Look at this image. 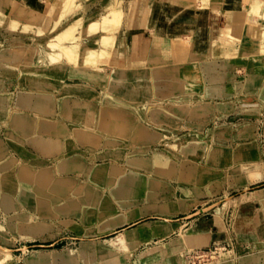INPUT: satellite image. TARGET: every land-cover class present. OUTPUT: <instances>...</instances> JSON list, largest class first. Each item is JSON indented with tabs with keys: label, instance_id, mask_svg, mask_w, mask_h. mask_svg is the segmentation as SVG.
<instances>
[{
	"label": "crops",
	"instance_id": "1",
	"mask_svg": "<svg viewBox=\"0 0 264 264\" xmlns=\"http://www.w3.org/2000/svg\"><path fill=\"white\" fill-rule=\"evenodd\" d=\"M40 1L50 2L52 0ZM193 1L127 0L125 26L117 39V55L123 60V64H127L125 67H119V69L107 68L99 73L77 71L76 77H71L79 81L77 84H68L54 78H46V81L50 82L46 83V89H37L40 92L44 90V94L42 92L18 93L17 91L14 93H0V99L3 100V108L0 111L2 115H6L8 112H10V116H12V112L15 115L21 114L29 118L34 126L32 136L17 134L14 131L17 135L12 137L10 136L12 117L9 122L4 123V130H7L6 136L8 138L18 139V142L23 141L18 143L15 140L17 143H12V149L15 153L26 155L27 158H31V155L35 156L36 153L37 156H41V160L38 159V164L39 162L41 164L46 163V166L37 171H32L22 163L19 165L18 162L24 160V158L20 160L16 156H9V152L1 139L0 148L3 152L0 160L7 158L14 160L15 163L11 168L14 169L12 171L14 176L19 174L22 168L34 176L44 171L50 178L64 179L67 183L63 193L49 198L54 199L52 202L50 201V208L53 207L52 210L62 211L60 212L62 214L82 210L81 214L89 224L93 217L116 214V207L118 206L122 210L129 211L125 222L131 221L130 225L132 226L140 223L138 217L144 215L149 208H153V215L177 218V221L182 222L189 218H195L204 212L200 217L192 220L193 230H187L189 233L184 231L185 234L182 233L183 226L174 222H161L160 229L153 237L149 232L136 237L140 226L133 227L131 230L123 227L117 228L116 233L118 234L112 240L116 244L127 241V245L124 247L125 249L122 246L119 249L111 247L110 252H108L110 257L107 258L110 261H116L118 257L128 254L129 251L132 252L138 244H148L155 241L157 237L167 238L172 233H176L177 230L180 231V238L169 243L168 249H175V247H182V245L204 249L221 240L220 234L212 232L216 227L217 220L209 217L211 213L208 210L213 207L192 214L200 206H207V203L201 204L199 191H194V194L191 192L195 197V201H193L194 208L191 211L185 206L179 209L176 204L179 199L167 194L172 187L179 183L190 181L193 178H198V176L212 175V171L206 167L203 171L204 174H199V164L189 157L182 160L174 153H159L161 151H157L158 153L147 156L149 143L157 142L159 139L158 132H154L153 128L159 130L166 125L185 124L187 128H191L190 130H198V135H201L209 122L218 120V125L220 121L228 119L227 117L230 114L245 112L246 102L249 98L259 97L264 103V63H257L252 59L228 58L224 55L220 45L212 46L211 35L212 33L216 35L218 32V28L214 27L216 25L215 16L210 10L198 8L193 4ZM197 1L195 2L197 3ZM241 2L246 5L250 3V0H241ZM225 3L226 1H224V5ZM184 31H189L192 35V53L201 58L179 64L153 63L151 56L155 43L164 41L169 34L183 33ZM65 70L64 68L60 71L47 69L45 72H47V75L50 72L52 74H63ZM70 76L71 74L68 73V77ZM28 81L32 85L33 82L43 81V79L30 77ZM55 82H57L56 85L59 88L53 91L54 86L50 84ZM65 86L71 89V95L65 94L63 90L59 91ZM40 96H46L49 100L43 107L39 108L36 104V98ZM29 99L30 103L28 104ZM41 108L42 111H39ZM29 110L30 112L40 113L44 117L38 120L32 113L29 114ZM44 112L46 113L43 114ZM75 113L86 115L89 120L69 123L58 118V115L69 118L70 114ZM43 122H47L46 127L39 125ZM124 137L131 139L134 145L140 147L137 149L136 154L128 158L127 162L131 171L126 172H123L124 169L117 166V164L111 162L109 164L101 163L114 157V145H117L118 138ZM69 138H72L71 142L68 141ZM35 139L45 140L59 147L55 149L56 151L44 153L33 144ZM229 142H231V138L229 137L228 128H221L216 137L212 133L210 138L206 140L207 147H211V153H209L210 149H207L205 156L210 161H222L229 155L234 160H239L245 152L255 153V151L246 147L247 144L243 143H237L235 148H229L231 147ZM213 146L215 147L213 148ZM97 148L99 150H95L96 152L92 157L91 155L90 157L82 155L89 149ZM68 149L73 150V153L66 154ZM185 152H188V150H185ZM190 153H192L191 150ZM193 153L196 154V151ZM156 154L163 156L164 158H162L170 164L173 171H157L153 166ZM92 158H95V161L98 162H93ZM51 161H55L52 167L47 164ZM63 161L73 163L76 167L71 172L61 174L58 171V165ZM17 165L18 167H15ZM143 168H146L145 172L140 171ZM98 169L108 172L105 178L101 180L102 182L92 180L88 176L92 171ZM115 170L117 171L115 172ZM72 174L85 177L89 182L96 185L104 184L106 179L108 183V180L111 179L106 189L105 194L107 195H102L91 187L89 192L93 193L92 196L82 199L86 204L85 210L77 207L75 204L78 200L72 195L82 192L85 185L75 184V181L71 178ZM249 174L252 177L257 173L251 172ZM15 178L18 177H14V183L16 184L19 180L17 181ZM67 179H69L71 188ZM123 180L125 181L126 194L118 198L114 197L112 191L118 185V182H123ZM161 184L162 188L160 189ZM181 191H185L186 197L190 195L188 190ZM72 200L74 201L73 207H67L66 205H69ZM98 200L105 204V208L100 210L98 206H94L92 209L93 216L91 218L87 217L85 213L90 202L94 205V201ZM139 201L145 203L146 206L142 209L134 208ZM26 202L32 201L21 203ZM263 206L264 199L261 200V208H256L260 216L258 220L253 219L254 227L249 230H239L242 241L264 244ZM12 207H14V201L10 207L5 209ZM215 212L217 213V211ZM121 223H123L122 220L115 216L103 225L101 231L111 230ZM145 226L146 224L143 225V227ZM99 242L106 244L108 240L98 241V245H100ZM177 244L180 246H177ZM168 249L159 252L161 257H165L163 262H158L157 256L151 253L145 264H174L175 262L181 264L182 258L180 261L175 258L173 262L171 261V258H169L171 254ZM174 253H176V250ZM177 255H179V252ZM238 264H261V258L256 255L247 256Z\"/></svg>",
	"mask_w": 264,
	"mask_h": 264
},
{
	"label": "rangeland",
	"instance_id": "2",
	"mask_svg": "<svg viewBox=\"0 0 264 264\" xmlns=\"http://www.w3.org/2000/svg\"><path fill=\"white\" fill-rule=\"evenodd\" d=\"M24 1L25 0H15L13 4ZM116 1L117 0H78L77 3L81 4L80 14L84 16L86 22L84 24L81 23V25L78 26L77 35H80L86 28L87 22L99 17L108 19V3H116ZM121 1L124 4L125 10L127 0ZM195 1L196 0L193 1V4L200 8L199 1H197V3ZM224 1H226L225 5ZM229 1L230 0H219L220 9H226ZM240 6L243 7L245 4H241ZM246 7L251 6L250 4H246L245 8ZM27 10L29 13L31 12V9ZM59 10L61 11V8H58L56 11L50 13L51 20L49 21H54L53 19H55L53 26L58 24L57 17L61 13ZM0 11L4 12L6 15L3 17V21L0 24V53L4 56V59L2 58L3 60L1 59L2 62H0L1 94L14 93L15 91L18 93L42 92L44 94V90L40 92V90H37L36 87H33L30 84V81L27 82L30 77L43 79L45 80V83H50L46 81V78H54L55 80H60L68 84H77L79 82L77 79L74 80L71 78L76 77L77 68H74L72 65H67L66 62H63V66L60 65L62 68L66 69L65 73L63 74H52L50 72V74L47 75V72H45L47 69L49 70L53 67H58L51 65L52 63L50 59L47 58L46 52L48 49L46 46V40L53 36L58 30H62L67 25H69L75 16L70 15L67 17V21L65 20L66 18H64L60 22V25L57 27V29L54 31L52 30L51 32L48 31L44 37H40L41 34H37L35 31L38 30V28L43 23H45V17H47V14H45V17L43 18H39L38 16L37 20L34 22L28 20V14L27 11L25 13V10L20 11L17 8L16 13H20L19 16L14 13L15 11L11 7H0ZM34 12L37 15L40 13H45L43 8L38 12L36 10ZM217 18L218 17H215V19ZM11 19L19 21L17 30L15 32H11L6 29L11 26V23H7L8 20ZM27 21L29 24H23ZM124 26L125 16L122 29ZM214 27H217L219 30V24L215 25ZM24 29H30L33 33L29 31L25 33ZM241 34V32L237 33V35L240 36ZM99 35L100 32L98 30L95 32L92 31L90 37L95 38ZM182 36H186L184 35V32L169 34L164 41L155 43L154 48H162L163 44H166L167 47L162 49L159 55H155L153 48L151 56L152 62L155 64H175L178 62L177 56L179 53L175 52L174 50L180 49V46H186L181 42ZM88 39L89 38H84V41L90 44L94 43L92 39ZM16 41L22 42V46L13 44V42ZM240 43L235 41L234 45L240 46ZM215 45L217 44L212 41V46ZM35 48H37L38 52H40L38 57L33 56ZM184 52L186 51L182 50L183 55ZM115 54L117 55V41L115 46ZM228 58L234 57L230 56ZM126 65L127 64H123V60L119 58L117 64L118 68L115 69H119V67H125ZM35 68L38 69L33 70ZM103 71L105 70L100 72ZM68 73L71 74L70 77H68ZM94 73L99 72H96L95 70ZM57 82L54 84L52 83L53 85L50 84L51 86H54L53 91H56L58 90L57 88H59L56 85ZM246 103L247 105L245 112H241V114H230L227 117L228 119L220 121L218 125V120L209 122L206 124V129L204 128V132L201 135H198V130H190L191 128H187L185 124L166 125L159 130L151 128L154 130V132H158L159 139L157 142L149 143L147 153L148 157L152 156L157 151L174 153L182 160H186L188 159L187 157H189L195 163L199 164V174H204L203 171L206 169V167L212 171L213 177L212 175L208 174L207 176H198V178H193L190 181H183L175 187H172L171 191L167 194L168 196L173 198L177 197V199H179L176 203L179 209L180 207L185 206L191 211L192 208H194V191H199L201 195L199 197L201 198V204L204 205L207 203V206H200L198 209L192 212V214L198 213L199 210H205L208 207H213L211 210H208V212L211 213V215L209 214V217L211 219L217 220L216 227L212 230V232L215 234H220L221 240L216 241L213 245L204 249L187 247V245H182L181 247L179 244H177V246L180 247L168 249L169 243L175 242L176 239L180 238V231L177 230L176 233H172L167 238L161 239L157 237L155 241H151L148 244H138L137 248H135L132 252L129 251L128 254L118 257L115 263L145 264L151 253H154V255L157 256L158 262H163L165 257H161L159 252L161 250L168 249L169 253L171 254L169 258H171L172 262L174 258L180 261L182 257H185L189 264H238L243 258L256 255L261 258V264H264V244H255L242 241L239 235V230H249L254 227L255 223L253 222V219L255 218L258 220L260 216L256 208H261V200L264 199V103L261 101V99H259V97H251ZM9 113L10 112H8L6 115H0V139L7 148L9 156H16L20 160L24 158V160L18 162L19 165L22 163L32 171H37L45 167L46 163H43V165L39 162L38 164V159L41 160V156H37L38 154L36 155V153L35 156L31 155V158H27L26 155H21L14 152L11 145L12 143H17L18 139L8 138L6 136L7 130H4V123H7L11 120ZM31 113L38 120H41L44 117V115L40 113H36L35 111L30 112L29 110V114ZM73 115L70 114L69 118L67 116L62 117L58 115V118L69 123H79L82 120H89L88 116L86 117V115H78L77 113ZM221 128L229 129V137L231 138V142H229L231 147L229 148H235L237 143H243L247 144L246 147L249 148V150L255 151V153L245 152L240 156L239 160H234V158L229 155L222 161H210L207 156H205L207 149H210L209 153H211V147H207L206 140L210 138L212 133L214 134V137H216ZM69 139L70 140L68 141L71 142L72 138ZM118 139L119 141L117 145H114L115 148L113 149L116 155H113L115 158L112 157L106 159V161H102L101 163L109 164L111 162L115 165L117 164V166L124 169L123 172H126L131 169L129 168L127 162L128 158L131 157V155L136 154V152H138L137 149L140 147L138 145H134L132 140L127 139V137ZM20 142L23 141L21 140ZM214 147L215 146H213V148ZM27 148L29 149V147ZM183 148H187L186 150H188L189 154L184 152ZM198 148L201 150H198ZM194 149L196 150V154L193 153L195 152ZM95 150L98 151L99 149H89V151L82 155L84 157H90L91 155L92 157V155H94L96 152ZM190 150L192 153H190ZM72 153L73 150L68 149L66 154ZM198 153L200 154L197 155ZM92 160L93 162H98L95 161V158H92ZM47 164L52 167L54 166L55 161H51ZM140 171L145 172L146 168H143ZM251 172L257 174L251 177L249 174ZM71 178L75 181V184L85 185V188L82 192L74 195L71 194L72 197L78 200L75 205H77V207L83 208L84 210L86 208V204L82 199L92 196L93 193L89 192L90 188L93 187V190H96L102 195H107L105 194L106 189L107 186H109V181L111 180L109 179L107 183L106 179L104 184L96 185L89 182L85 177H79L75 174H72ZM15 179L18 181V178ZM67 180L68 185L71 188L69 179ZM161 188L162 184L160 186V189ZM181 190H188V192L190 191V195L188 194L189 196L186 197L184 193L185 191L183 192ZM209 190L212 192H209ZM16 198L14 199V207L12 208L3 209L0 205V264H29L28 260L32 257H36L39 264H52V260L54 258H58L57 256H59V258H69V260L72 261V264H109L110 260L107 258L110 257L108 252H110L109 250L111 247L119 249L122 246L123 249H125L124 247L127 245V241L125 243L116 244L115 241L112 240L118 234L116 233L117 228L123 227L129 228V230H131L133 227L140 226L139 233L136 235V237L144 235L147 232H149L151 237H153L156 236V233L160 229L161 222H174L183 226L182 233L185 234L184 231L189 233L188 231L193 230L194 226L191 223L192 220L200 217L204 213L202 212L199 216L186 219L182 222L177 221V218L173 219L161 217L160 215H153V208H149L144 215H140V217H138L140 218V223L132 226L130 225L131 221L125 222L129 211L122 210L117 206L116 214L106 215L103 217H93L88 224L81 214L82 210L71 212L69 214H62L60 213L62 211H55L52 210L53 207L51 209L49 207L42 212H39L34 202L21 203L18 198ZM53 200L54 199H50L51 202ZM145 206V203L139 201L134 208L142 209ZM215 211H217V213ZM115 216L122 220L123 223L113 227L111 230L102 232L101 230L103 225L115 218ZM145 224L146 226L143 227ZM101 240H108V243L104 244V242H99L100 245H98L97 242ZM175 250L176 253H174ZM34 251H37L38 254ZM178 252L179 255H177ZM197 253L199 255H204V257L202 259H196L195 255ZM174 264L178 263L175 262Z\"/></svg>",
	"mask_w": 264,
	"mask_h": 264
},
{
	"label": "bare ground",
	"instance_id": "3",
	"mask_svg": "<svg viewBox=\"0 0 264 264\" xmlns=\"http://www.w3.org/2000/svg\"><path fill=\"white\" fill-rule=\"evenodd\" d=\"M14 1L15 0H0V7L2 8L11 7L15 11L14 13L17 16L20 15V13H16L17 8L20 11L25 10V13L27 11L28 14V20L34 22L37 20L38 16L39 18H43L45 17L44 15L47 14L46 15L47 17H45V23H43L38 28V30L35 31V33L41 34L40 37H44L48 33V31L51 32L52 30L54 31L55 29H57V27L60 25V22L64 18H66L65 20L67 21V17H69L70 15L75 16L72 22L70 24L68 23L69 25H67L62 30H58L57 32L54 33L53 36L49 37L46 40L47 43L46 46L48 49V51L46 52L47 58L50 59L52 63L51 65L58 66V67H53L52 69L60 71L62 69L60 65L63 66V62H66L67 65L74 66V68H77V71L80 72H87V71L95 72V70L96 72L97 71L100 72L107 68H118L117 64L119 57L115 54V46H116L117 36L122 30L124 16H125L124 4L122 3L121 0H117L116 3L109 2L108 19L99 17L87 22L86 28L82 31L80 35H77V28L79 25H81V23L84 24L86 20L84 19V16L80 14L81 4L77 3L78 0H52L54 2L51 1L45 2L40 0L37 1L25 0L24 2L13 4ZM198 1L200 3L201 9L210 10L215 17H218L216 19L217 20L216 25H218L220 22L219 30L217 32L218 34L216 33L215 35L214 33H212L211 40L217 45L221 46L225 56L228 57L231 56L234 57L235 59L249 58L252 59L254 62L264 63V0H250L249 4L251 7H246V8H245L246 5L243 7L240 6L241 4H243L241 3V0H230L226 9H222V10L219 7L220 6L219 0H198ZM42 8L45 13H40L37 15L34 12L35 10L38 12ZM58 8L59 9L61 8V11L59 10L61 13L58 15L57 17L58 19L56 18L58 24H56V26H53L55 19H53L54 21H49L51 20L50 13L56 11ZM27 9H31V12L29 13ZM4 16H6L5 13L0 11V24L3 21ZM7 23H11V26L6 29H8L11 32H15L17 30V25L19 24L18 20L15 21L11 19L8 20ZM23 24H29V22L27 21L26 23ZM97 30L100 32V35L95 38L90 37L91 32L92 31L95 32ZM27 31L32 32L30 29H24L25 33ZM238 32L242 33L241 36L237 35ZM184 35L186 36L184 37L182 36L181 42L186 46H180L179 47L180 49L174 50L175 52L179 53L177 56L178 62H176L175 64L186 63L188 61H193L195 59L201 58L200 56L194 55L191 51V45H192L191 33L189 31L187 32L184 31ZM84 38L85 39L89 38L90 40L92 39L94 43L93 44L86 43L84 41ZM235 41L239 43L241 42L240 43L241 47L235 46L234 45ZM13 44H16L17 46H22V42L16 41L13 42ZM165 47H167L166 44H163L162 48L155 47L154 48L155 55H159L161 50L164 49ZM182 50L186 51L184 52V55L182 54ZM39 54L40 52H38V49L35 48V51L33 52V56L38 57ZM3 57L4 56L0 53V62H2V60L4 59ZM12 58L15 59L14 57ZM37 69L35 68L33 70H37ZM32 86L42 90V89H46L47 85L45 83V80H43V81L33 82ZM60 90H63V92L67 95L72 94L71 89L68 88L67 86L62 87L61 89H59V91ZM48 100L49 99H47L46 96H40L36 98V104L40 108L43 107ZM2 101L3 100L0 99V111H2L3 108ZM29 103H30V99L28 101V104ZM39 111H42V108ZM45 113L46 112H44L43 114ZM0 115H2V112L0 113ZM11 117H12V121H11L12 132L10 136L14 137V135L17 134L30 136L33 133L34 130H32V128L34 126L32 125L31 120L29 118L21 114L15 115L13 112ZM39 125L46 127L47 122L46 123L43 122L42 124L39 123ZM14 131H16L17 134H15ZM33 144L36 145L44 153H50L59 147L56 146L55 144H52L51 142H46L45 140H40V139L38 140L35 139L33 141ZM187 148H183L184 152ZM0 150H1L0 151V159H1V153L3 151L1 148ZM194 151L196 150L194 149ZM162 157L163 156L161 155H157L155 157L153 163L154 168L157 169V171H168V172L173 171L170 168V164H168L167 161L163 159L164 157L163 158ZM14 163L15 162L13 159L7 158L4 160H0V205L2 206V208L5 209L10 207L13 204L15 197H17L20 202H24V201L34 202L35 205L37 206L38 211L42 212L46 208L50 207V199H49L50 196L56 197L57 194L59 195L63 193V191L65 190L67 182H65L64 179L50 178L47 176V174L44 171H41L39 172V174L34 176L33 174L26 172L22 168L19 174L17 175L15 174V176H17L19 180L18 183L16 182L15 184L14 183L15 176H14V172H12L14 169H11ZM15 167H18V165ZM75 167H76L75 164L63 161L60 162V164L58 165V171L59 173L64 174L71 172ZM116 171L117 170H115V172ZM107 174L108 172L98 169L92 171L90 174H88V176L92 180L101 181L102 179L105 178V175ZM124 183H125L124 180L123 182L119 181L118 185L115 186V189L112 191V195L114 197L118 198L126 194ZM15 194L16 196H14ZM73 203L74 201L72 200L71 202H69V205L66 206L67 207L70 206V208H72ZM94 206H98L100 210L105 208V204L104 203L102 204L99 200L94 201V205L92 202H90L89 208L86 209V213H85L87 217L91 218L93 216L92 209ZM57 257L58 258H54L52 260V264H72V261L69 259H65L63 257L59 258V256ZM180 262L181 264H189V262H187V260H185L183 257ZM28 263L39 264L36 257L30 258L28 260ZM113 263H115V261H110L109 264H113ZM223 264H230V263H223Z\"/></svg>",
	"mask_w": 264,
	"mask_h": 264
},
{
	"label": "built area",
	"instance_id": "4",
	"mask_svg": "<svg viewBox=\"0 0 264 264\" xmlns=\"http://www.w3.org/2000/svg\"><path fill=\"white\" fill-rule=\"evenodd\" d=\"M203 257H204V255H202V254L199 255L198 253L195 255V258H196V259H202ZM194 264H195V263H194Z\"/></svg>",
	"mask_w": 264,
	"mask_h": 264
}]
</instances>
